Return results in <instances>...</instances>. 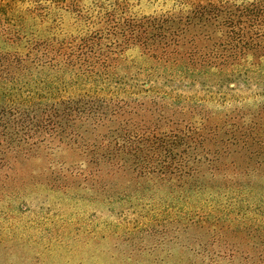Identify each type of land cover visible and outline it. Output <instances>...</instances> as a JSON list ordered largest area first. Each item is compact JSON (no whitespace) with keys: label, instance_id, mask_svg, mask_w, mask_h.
<instances>
[{"label":"trees","instance_id":"trees-1","mask_svg":"<svg viewBox=\"0 0 264 264\" xmlns=\"http://www.w3.org/2000/svg\"><path fill=\"white\" fill-rule=\"evenodd\" d=\"M131 1L0 0V184L43 158L144 233L164 217L183 264H264V0Z\"/></svg>","mask_w":264,"mask_h":264},{"label":"rangeland","instance_id":"rangeland-1","mask_svg":"<svg viewBox=\"0 0 264 264\" xmlns=\"http://www.w3.org/2000/svg\"><path fill=\"white\" fill-rule=\"evenodd\" d=\"M29 5L19 8L25 11ZM133 12L156 14L186 9L182 0H132ZM88 9V5L84 10ZM19 10V11H20ZM63 28L81 26L75 15L62 13ZM40 26V25H39ZM51 27L44 23L41 28ZM259 70L264 75V59ZM257 72V71H256ZM257 72L256 74H260ZM243 96L257 99V85ZM255 83V80L251 84ZM253 95V96H252ZM260 98V97H258ZM46 159L21 162L0 184V264H183L182 248L162 231L164 217L138 228L136 210L122 203L106 205L101 190L54 187ZM56 158L53 164H64ZM166 225V224H165ZM227 264V263H224Z\"/></svg>","mask_w":264,"mask_h":264}]
</instances>
